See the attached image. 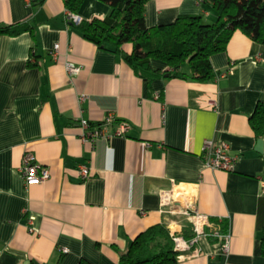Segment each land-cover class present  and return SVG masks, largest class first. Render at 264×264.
<instances>
[{"label":"crops","instance_id":"obj_1","mask_svg":"<svg viewBox=\"0 0 264 264\" xmlns=\"http://www.w3.org/2000/svg\"><path fill=\"white\" fill-rule=\"evenodd\" d=\"M144 10L147 27L184 14L216 21L198 0H147ZM65 11L62 0H0V25L32 31L0 34V264H119L140 232L180 223V214L160 211L158 197L168 191L176 199L177 189L182 203L221 218L229 244L224 252L221 240L200 236L197 253L175 264H264V133L257 136L249 121L264 101V45L235 30L209 58L213 79L144 81L119 54L82 38ZM108 11L83 0L76 13L90 20ZM66 60L80 67L71 78ZM109 114L106 133L126 122L124 134L83 137ZM205 140L227 144L231 171L204 165ZM25 152L47 167L43 183L24 185L18 168ZM80 165L90 169L85 179ZM29 215L37 233L27 230ZM182 232L190 236L183 224Z\"/></svg>","mask_w":264,"mask_h":264},{"label":"trees","instance_id":"obj_2","mask_svg":"<svg viewBox=\"0 0 264 264\" xmlns=\"http://www.w3.org/2000/svg\"><path fill=\"white\" fill-rule=\"evenodd\" d=\"M66 10L77 12L83 0H62ZM109 6L103 17L82 20L74 25L81 37L98 48L117 53L144 81L167 74V77L189 76L199 82L213 79L209 58L224 51L235 30L264 45V0H198L216 14L214 23H204L199 15L184 14L174 21L147 27L144 6L147 0H99ZM31 29L27 26L0 25V34L15 36ZM126 47H129L126 49ZM167 66L162 71L150 61ZM187 65L190 74L183 71ZM250 126L259 136L264 133V101H258L249 117ZM213 227L225 230L223 222L210 219ZM209 228L205 232H209ZM185 238L190 236L182 232ZM208 238H213L208 236ZM264 254V233L261 236ZM178 253L164 223L154 224L140 232L119 256V264H175ZM78 264H90L80 260Z\"/></svg>","mask_w":264,"mask_h":264},{"label":"built area","instance_id":"obj_3","mask_svg":"<svg viewBox=\"0 0 264 264\" xmlns=\"http://www.w3.org/2000/svg\"><path fill=\"white\" fill-rule=\"evenodd\" d=\"M65 18L66 21L74 25H78L82 22V18L77 13L69 10L65 11ZM57 48L58 45H54L52 54L54 58L57 53ZM64 68L70 78L78 74L80 71V67L70 60L65 61ZM112 119V115L109 114L100 124L93 127L90 132L84 134L83 137L91 140L99 137L107 138L111 135H122L128 130V123L121 122L117 129L113 132L106 133L105 128L111 123ZM80 126L85 130L89 127V124L86 120H81ZM202 154L204 158V165L207 168L220 169L224 171H231L233 169L235 157L229 154L228 146L224 142L214 145L211 141L205 140L202 147ZM18 173L25 186L40 184L49 178V171L47 167L37 163L34 156L29 152H25L22 156ZM79 173L81 177L85 179L89 176L90 169L84 165H80ZM260 184L261 192L264 194V172L261 174ZM158 197L161 212H168L169 214H182L190 225L191 235L189 238H185L182 235V225L179 221H170L166 225L169 231V236L173 242V249L178 253V259L184 258L187 254L195 255L197 253V250L193 247L197 243L200 236H211L213 238H217L222 242L223 251L225 252L228 249L229 234L226 232L222 233L217 229V227H213L210 218L206 215L200 214L193 201L182 203L180 200L172 198V193L168 191H161ZM33 220V215H29L27 217V230L32 234L37 233V230L32 227ZM220 221L221 218H217V222ZM206 228L210 229L209 232H205ZM61 251L64 253L67 250L62 249Z\"/></svg>","mask_w":264,"mask_h":264},{"label":"rangeland","instance_id":"obj_4","mask_svg":"<svg viewBox=\"0 0 264 264\" xmlns=\"http://www.w3.org/2000/svg\"><path fill=\"white\" fill-rule=\"evenodd\" d=\"M180 193V190L179 189H177L176 191H175V194H174V197L176 198V199H178V200H181L182 201V197H181V195L179 196V195H177L176 193ZM181 194V193H180ZM180 216H182V218H180V223H181V225L183 224L184 225V227L185 226H187L188 227V232H189V234L191 235V231H190V225H189V223L187 222V220L185 219V217L181 214ZM186 223V224H185Z\"/></svg>","mask_w":264,"mask_h":264},{"label":"water","instance_id":"obj_5","mask_svg":"<svg viewBox=\"0 0 264 264\" xmlns=\"http://www.w3.org/2000/svg\"><path fill=\"white\" fill-rule=\"evenodd\" d=\"M164 76H167V74H165Z\"/></svg>","mask_w":264,"mask_h":264}]
</instances>
